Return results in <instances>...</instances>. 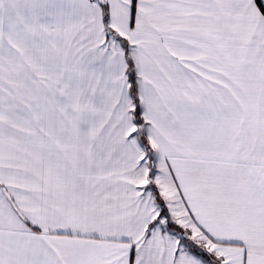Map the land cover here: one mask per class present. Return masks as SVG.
Here are the masks:
<instances>
[{
	"label": "snow or ice",
	"instance_id": "snow-or-ice-1",
	"mask_svg": "<svg viewBox=\"0 0 264 264\" xmlns=\"http://www.w3.org/2000/svg\"><path fill=\"white\" fill-rule=\"evenodd\" d=\"M0 264H264V0H0Z\"/></svg>",
	"mask_w": 264,
	"mask_h": 264
}]
</instances>
